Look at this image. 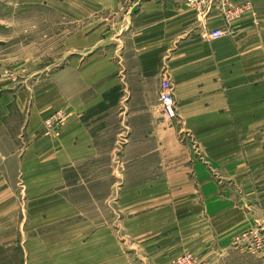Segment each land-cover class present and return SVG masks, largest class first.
I'll use <instances>...</instances> for the list:
<instances>
[{"label":"crops","instance_id":"crops-1","mask_svg":"<svg viewBox=\"0 0 264 264\" xmlns=\"http://www.w3.org/2000/svg\"><path fill=\"white\" fill-rule=\"evenodd\" d=\"M37 2L86 20L75 37L82 40V62H71L86 95L66 103L53 99L54 91L1 93L0 215L20 207L13 191L17 176L44 191L59 180L63 162L77 156V140L90 141L91 127L82 119L86 107L110 103L106 95L113 88L117 110L110 106L101 115L114 131L113 152L121 155L115 165L120 182L132 189L123 192L125 199L177 201L183 226L190 216H207L215 226L223 215V181L245 184L246 190L254 182L263 187L264 0ZM216 28L227 32L214 39ZM98 64L99 82L90 77ZM166 77L174 85L172 120L164 119L159 101ZM93 87L100 90L90 97ZM58 111L63 120L47 130L45 120ZM157 205L143 215L163 212ZM255 215L246 213L252 222Z\"/></svg>","mask_w":264,"mask_h":264},{"label":"rangeland","instance_id":"rangeland-1","mask_svg":"<svg viewBox=\"0 0 264 264\" xmlns=\"http://www.w3.org/2000/svg\"><path fill=\"white\" fill-rule=\"evenodd\" d=\"M37 1L0 0V95L30 88L76 101V94L86 95L77 72L86 20L74 21ZM90 77L100 81V64ZM99 90L90 88L89 96ZM108 95L110 103L86 107L82 119L91 127L90 141L77 140V156L63 162L59 180L44 191L42 184H23L17 176L13 191L20 207L0 215V264H264V185L254 182L246 190L225 179L219 186L223 215L215 226L207 216H190L183 226L177 201L124 198L132 189L120 182L115 165L121 155L113 152L114 131L101 115L117 104V88ZM57 123L49 127L45 120L47 130ZM155 203L163 212L149 219L143 214ZM251 210L253 222L246 216Z\"/></svg>","mask_w":264,"mask_h":264},{"label":"built area","instance_id":"built-area-1","mask_svg":"<svg viewBox=\"0 0 264 264\" xmlns=\"http://www.w3.org/2000/svg\"><path fill=\"white\" fill-rule=\"evenodd\" d=\"M189 2H200L202 0H188ZM224 28H216L211 31L210 35L212 38H220L226 34ZM159 101L160 107L164 119L172 120L176 117V101L174 98V85L172 81L166 77L161 81L160 90H159ZM62 112L59 111L56 114H53L51 117L46 119V125L51 127L55 122H59L62 119Z\"/></svg>","mask_w":264,"mask_h":264}]
</instances>
